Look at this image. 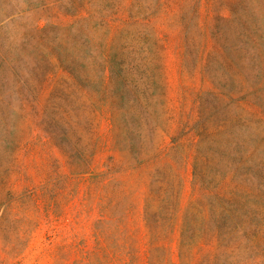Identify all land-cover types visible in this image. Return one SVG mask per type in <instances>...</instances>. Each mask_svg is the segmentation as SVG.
<instances>
[{
  "label": "rangeland",
  "instance_id": "374dc122",
  "mask_svg": "<svg viewBox=\"0 0 264 264\" xmlns=\"http://www.w3.org/2000/svg\"><path fill=\"white\" fill-rule=\"evenodd\" d=\"M1 58L0 264H145L164 199L189 241L221 216L217 264H264V0H0ZM180 234L162 257L198 264Z\"/></svg>",
  "mask_w": 264,
  "mask_h": 264
},
{
  "label": "trees",
  "instance_id": "16d2710c",
  "mask_svg": "<svg viewBox=\"0 0 264 264\" xmlns=\"http://www.w3.org/2000/svg\"><path fill=\"white\" fill-rule=\"evenodd\" d=\"M244 34L247 37V47L244 48L246 51L250 54L251 57L253 55L257 58L255 60L256 62L259 61L260 57V47L261 43L260 40L256 39V34H259V31L253 32L250 28H244ZM263 36L262 34H260ZM21 60L18 61V58L16 59H0V82L2 80L4 71L6 69L10 70L13 77H15V73L19 67V63ZM249 62L246 61L244 64V67H246V70H248L247 66L250 65ZM261 63V64H260ZM258 65H261L262 71L264 73V66L263 62L260 61ZM225 66H231L234 68V72H236V75L238 76L237 84L240 83V86H243L244 82H241V76L245 74L242 70V63L237 62L235 60H232L231 63L228 61H224L223 63ZM34 83H31V87L35 89L36 95H33L34 102L36 103V106H39L37 104L39 95H40V88H42V83H37L38 81H32ZM30 97L27 98H31ZM33 102V103H34ZM27 104L25 101H22L21 108L23 111H26ZM250 113L254 116H260L259 112L256 111V109L251 108V103L246 100V107ZM65 124L68 125L70 128L72 127L73 123L71 118L64 119ZM200 136V134H197L196 132L192 133L193 139L196 140V138ZM198 140V139H197ZM197 148H199V145H201V140L199 139L194 143ZM207 197H215L219 200H222L224 198V195L221 192H210L206 195ZM164 203V204H163ZM162 208L158 210V212H155L154 219H151V215L147 211L146 215V227L149 231V245L150 249L147 254V260L145 264H170V259L162 257V254L166 253L168 249L172 250L171 242L172 237L177 234V232L181 231L180 237H179V248H178V255L180 257V261L183 260L185 257L186 251L188 249L195 247L197 249L196 254L199 256L196 258L198 260V264H217L219 261L220 254L223 250L221 235L223 234V228L221 226V216L217 214L215 211L211 213L208 211L209 218L204 221L205 223V230L202 231V235L200 239L197 240H187V237H185V234L187 233V230L189 229V221L185 218V215L187 217V214L189 212V208L185 209L180 203V208L178 213L181 212V215H184L183 221L179 220H173L174 214L176 213V205H174L172 202L169 203L168 200L164 199V202H162ZM153 215V214H152ZM239 246V245H237ZM138 252L134 253L130 256L129 261L124 260L126 256H120L121 260L125 262H130V260H135L140 258V255L137 254ZM162 260H161V257ZM239 264H262V260H255V261H247V262H239Z\"/></svg>",
  "mask_w": 264,
  "mask_h": 264
}]
</instances>
